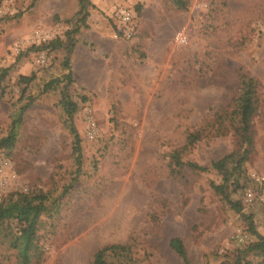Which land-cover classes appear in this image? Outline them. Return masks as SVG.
<instances>
[{"label": "rangeland", "instance_id": "rangeland-1", "mask_svg": "<svg viewBox=\"0 0 264 264\" xmlns=\"http://www.w3.org/2000/svg\"><path fill=\"white\" fill-rule=\"evenodd\" d=\"M120 2L111 0L81 27L67 83L65 47H37L56 38L66 44L78 0H0V69H8L0 138L30 102L15 143L0 148V159L11 165L2 175L1 203L19 194L46 197L30 264H91L97 249L113 244L129 248L123 256L108 252L122 264H183L170 246L173 237L190 264H233L256 240L245 215L264 235L262 203L244 200L246 189L258 195L264 189V0H148L129 39L112 36L111 13ZM248 77L257 83L253 149L226 183L229 198L241 205L236 212L212 187L222 175L187 162L208 166L237 149L230 113ZM48 81L55 86L46 90ZM63 90L77 103L76 180ZM191 132L200 137L187 144ZM20 228L14 219L0 223V264H16L10 239ZM239 264H264V255L246 252Z\"/></svg>", "mask_w": 264, "mask_h": 264}, {"label": "trees", "instance_id": "trees-1", "mask_svg": "<svg viewBox=\"0 0 264 264\" xmlns=\"http://www.w3.org/2000/svg\"><path fill=\"white\" fill-rule=\"evenodd\" d=\"M79 9L76 12V26L65 32L66 44L60 38L51 40L43 45L37 47L42 49H57L60 47H65L66 56L64 59V65L68 69V72L64 75L67 83L72 81V74L69 66L70 54L74 48L75 34L79 31L81 26L87 27L86 18L89 14L87 8L90 5L88 0H78ZM142 7H139V11ZM7 68L0 69V88L1 82L5 74L7 73ZM21 81L28 82L31 77L22 75L19 77ZM57 81V80H56ZM241 91L236 98L235 106L231 115V120L233 122L232 128L234 134L237 138V149L217 160L211 161L208 166L198 165L195 162H187L189 166L198 171H205L209 169H214L222 175L221 183H212L214 190L223 196V198L230 204V206L236 211L241 212V205L239 202L232 201L229 198V193L227 191V180L232 174L234 169H241L244 161L247 160L250 152L253 149V129H252V118L256 110V89L257 83L254 78L248 77L242 80ZM54 85V81H48L45 84V88L50 89ZM61 105L66 114V119L68 122V127L73 135V152L75 153V161L77 164V169L73 180H76L78 171L80 170L81 162V147H80V136L78 131L73 125V116L77 110V103L73 101L66 90L62 91L61 95ZM30 102H27L20 106L19 111L13 117L7 133L0 138V148H9L13 146L17 139L18 127L20 126L24 112L29 107ZM200 135L198 133H189L187 138V144H193L198 140ZM172 158L175 161V166H180L184 162L180 158L179 151L172 154ZM232 163L231 167L230 164ZM238 186V185H237ZM46 197L44 194H19L15 198H10L8 201L0 203V223L8 219L16 220L20 225V232L17 236L10 239L11 246L17 249V261L16 264H30L32 259V252L36 249L35 246V233L37 230V225L39 217L45 212L47 205L45 203ZM250 216L245 215L244 218L247 220L249 225V230L255 235L256 240L249 243L244 249H241L237 253V259L233 264H239L242 254L246 252H255L264 255V235L258 233L252 223ZM171 248L182 258L183 264H190L183 243L180 238L173 237L170 240ZM129 248L122 244H113L103 248L97 249L93 256L91 264H122L121 261L115 260L116 258L110 257L108 259V252L111 256L122 255L127 252Z\"/></svg>", "mask_w": 264, "mask_h": 264}, {"label": "built area", "instance_id": "built-area-1", "mask_svg": "<svg viewBox=\"0 0 264 264\" xmlns=\"http://www.w3.org/2000/svg\"><path fill=\"white\" fill-rule=\"evenodd\" d=\"M148 0H122V2L114 5L112 9V16L114 21V29L112 36L118 38L119 36L124 39L131 38L135 32L140 17L139 7H143ZM38 61H44L43 54H40ZM87 123V134L92 137L95 132L94 121L90 115L86 116ZM10 162L7 159H0V203L4 200L6 195V184L2 179L3 173L10 169ZM252 177H256L252 174ZM244 200L247 203H252L254 201H260L263 206L264 211V189L260 195L254 193L252 189H246Z\"/></svg>", "mask_w": 264, "mask_h": 264}, {"label": "crops", "instance_id": "crops-1", "mask_svg": "<svg viewBox=\"0 0 264 264\" xmlns=\"http://www.w3.org/2000/svg\"><path fill=\"white\" fill-rule=\"evenodd\" d=\"M88 1L90 3V5H89L90 6V9H89V7L87 8V10L89 12V14H88V16H87V18L85 20L86 21V24H87V27H88V24H90V20L91 21H94V16H95V12L96 11H98V10H104L105 11L108 8V6H110L112 4V3L110 4V1L111 0H88ZM78 9H79V2L75 6V10H74L75 11V14L78 11ZM81 27H84V26H81ZM81 27L79 28V31L75 34L74 47H76L77 44H78L76 38H78L77 37V34L78 33L80 34V30L82 31ZM100 27H104L103 29L106 28V26L103 25L102 22H100ZM73 50H74V48H73ZM72 53H74V51H72Z\"/></svg>", "mask_w": 264, "mask_h": 264}]
</instances>
